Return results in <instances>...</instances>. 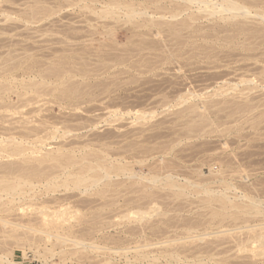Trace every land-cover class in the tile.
<instances>
[{"label": "rangeland", "instance_id": "374dc122", "mask_svg": "<svg viewBox=\"0 0 264 264\" xmlns=\"http://www.w3.org/2000/svg\"><path fill=\"white\" fill-rule=\"evenodd\" d=\"M91 1L0 0V104L9 109L0 105V136L11 141L17 129L41 134L50 126L44 135L56 129V137L46 151L64 146V158L86 152L130 170L88 193L66 190L62 179L52 187L37 182L31 194L83 204L51 225L37 222L45 213L38 199L0 209V218L14 221L0 222V264H197L209 257L264 264L263 236L262 248L255 243L264 233V19L226 20L197 7L176 17L107 16L102 2L110 0ZM10 160L0 157V165ZM173 178L179 187L167 184ZM27 216L35 220L28 229L15 225ZM36 229L81 232L86 242L54 237L50 244ZM75 248L83 251L64 254ZM172 250L182 259L169 257Z\"/></svg>", "mask_w": 264, "mask_h": 264}, {"label": "bare ground", "instance_id": "6f19581e", "mask_svg": "<svg viewBox=\"0 0 264 264\" xmlns=\"http://www.w3.org/2000/svg\"><path fill=\"white\" fill-rule=\"evenodd\" d=\"M82 1V0H81ZM85 1V0H84ZM91 1V0H90ZM94 1H96V3H99L101 0H94ZM93 1V2H94ZM99 1V2H98ZM148 1H149V3L150 4H148ZM163 1H165V0H110V1H106V2H102V5L103 6H105L106 4H107V6H106V8L105 9H103V8H101V9H103V11L105 12L104 14H106L107 16L108 15H113L114 16V14L115 15H119L120 13L122 14V13H124L125 15H127V16H132V18H139V17H142V16H153V15H155V14H160V17H162L163 18V16H165L166 14H167V12L168 13H170L171 15L170 16H173V17H176L177 15H179L178 14V12H181V10H185V11H188L189 9V11H191V9H194V7L196 8L197 7V9H202L203 11L205 10V11H209V13H208V15H210V17L213 15H215V14H218L219 13V15L221 14V16L224 18V19H230L231 20V18H235V17H237V16H241V18H242V16H245V17H247V16H251L252 14H257L258 16H260L261 17V19L263 18L264 19V11L263 12H260L261 10H264V8L262 7L263 5H262V1H259V0H255V1H249V0H180V3H179V0H175V2L173 1L172 3H170L171 2V0H169L168 2H164V3H162L161 4V2H163ZM176 1H178V2H176ZM89 2V1H88ZM92 2V1H91ZM147 2V3H146ZM103 3H105V5L103 4ZM174 3V4H173ZM175 3L177 4V5H175ZM92 5V4H91ZM101 5V6H102ZM86 6L89 8H92L89 4L87 5L86 4ZM93 6V5H92ZM96 6V5H95ZM89 8V9H90ZM96 8V7H95ZM259 8H261V9H259ZM263 8V9H262ZM93 10H94V12H101V11H98V10H96V9H94V8H92ZM97 9H98V7H97ZM181 9V10H180ZM196 9V10H197ZM259 9V10H258ZM100 10V9H99ZM177 10H179L178 12H177ZM102 11V12H103ZM193 11V10H192ZM199 12H200V10H198ZM204 11V13H206ZM162 13V14H161ZM98 14H101L102 15V13H98ZM193 14V13H192ZM192 14H189L190 16H192ZM202 14V13H201ZM194 15H195V13H194ZM198 15L200 16V14H197V16L196 17H198ZM218 15V16H219ZM105 16V15H104ZM205 16H207L206 14H205ZM195 17V16H194ZM221 18V17H220ZM223 18H221V19H223ZM249 18V17H248ZM251 18V17H250ZM195 19V18H194ZM198 19V18H197ZM255 19V18H254ZM257 19H258V17H257ZM235 20V19H234ZM248 20V19H247ZM241 21V20H240ZM244 21V20H243ZM259 22V21H258ZM262 23V22H261ZM263 25V24H262ZM245 29V28H244ZM246 29H248V28H246ZM243 30V29H242ZM0 88H1V86H0ZM1 90H3V88L2 89H0V91ZM17 92V94H18V91H16ZM1 95V94H0ZM24 95V94H23ZM22 95V96H23ZM22 96H20V97H22ZM1 98H3L2 97V95L0 96ZM7 97V96H6ZM20 99V98H19ZM5 100V99H4ZM3 101V100H2ZM21 101V100H20ZM18 102H19V100H18ZM22 102V101H21ZM27 102H29V101H26V103ZM2 103V102H1ZM4 103V102H3ZM20 104H22V103H20ZM1 106H2V104H0ZM12 105V104H11ZM10 105V106H11ZM31 105V104H30ZM1 106H0V110H2L1 109ZM5 106V105H4ZM7 106V105H6ZM9 106V108H11ZM17 106V105H16ZM22 106V105H21ZM20 106V107H21ZM24 106V105H23ZM26 106V105H25ZM3 107V106H2ZM19 107V106H18ZM4 108L5 107H3V110H4ZM16 109V108H15ZM5 110H9V109H5ZM4 110V111H5ZM18 111V110H17ZM1 112V111H0ZM14 112V111H13ZM12 112V113H13ZM32 112V111H31ZM34 112H36V111H34ZM16 113H18V112H16ZM14 114H15V112H14ZM13 115V114H12ZM8 117V116H7ZM31 118V117H30ZM0 119H2V118H0ZM4 120V119H3ZM20 121V120H19ZM16 122V123H20V122ZM33 121V120H32ZM52 122V121H51ZM9 123V122H8ZM14 124V122H11V124ZM27 124H28V122H26ZM30 123H31V121H30ZM49 123V122H48ZM54 123V122H53ZM53 123H51L52 125H54ZM10 124V125H11ZM57 123H55V125H56ZM59 124V123H58ZM2 125V124H1ZM23 126H25L24 124H22ZM30 125V124H29ZM12 126V125H11ZM15 126V125H14ZM17 126V125H16ZM20 127H21V125H19ZM19 126H18V128H19ZM47 126H49V125H47ZM57 126V125H56ZM8 127V126H7ZM50 127V126H49ZM48 127V128H49ZM4 128V127H3ZM9 128H11V127H9ZM9 128L7 129V128H5V133H6V131L7 130H9ZM48 128H42L41 130H43L42 132H41V134L40 133H36V134H32V133H28V129H29V126H28V129L26 130V129H24V131L25 132H19L18 131V129L16 130V133H15V131H13L14 133H11L12 131H10V133H11V141H7V136L6 135H4L5 133H2V135H4V136H6V137H4L3 139H2V136H0V157H2V159H3V157H6V158H8V161L10 160V159H12L13 161L15 160V162H13V161H11V162H9V164L7 163V165H4V163L2 164L1 163V165H0V209L2 210H4V211H6V210H9V211H11V210H13L14 208H18L19 210L21 209H23L22 208V206L23 205H25L24 203L27 201V200H33V199H38L37 201L39 202V200H41V202L38 204L39 205V207L40 208H42L44 211H45V213H44V215H42L43 214V212H42V214H41V217L43 216V218H41L40 219V217H39V220L37 219V222H39V221H41L42 222V219L46 222V223H48L49 222V224L50 223H52V221L54 222L56 219L58 220V223H60L59 222V220L61 219L63 222H64V220H63V218H61V216L63 217V215H64V213L65 212H63V211H65L64 209L66 208L67 210H69V209H71V211H67V212H72L73 210L75 211V212H78L79 211V207H80V205L81 204H83V200H81V201H79V200H77V201H74V200H71L70 198H63V199H58V197L57 198H54V196H52L53 198H50L51 196H49L48 198H45V196H44V198H42L41 196L39 197V194L37 195L36 194V192L33 194H31V192H32V190H34L35 189V187H36V184H37V182H40V183H42V184H45V185H50V184H52L50 187H52L54 184L56 185V183H57V181L59 180V179H62V181L60 180V182H62V183H59V181H58V183L59 184H61V186H66L65 187V189L67 188V189H71V188H80V189H82V191L83 192H87V191H89V190H91V189H93V188H95V187H97V186H100V185H103V186H111V185H115V182H113V184H112V179L114 178V177H116V176H119L120 174H128L127 172V170L129 169V168H127L126 166H124V165H122L120 162L119 163H115V161L113 162L112 161V159L111 160H109L108 158H106V160L105 159H103L102 158V156L100 157V156H98L97 154H91L90 155V153H87V154H89V155H87V154H85L84 152H83V155L82 156H80V157H73L72 155L71 156H69V158H64V155L67 153V148L65 149V147L64 146H58L59 148L58 149H55L57 152L59 151V152H63V153H60L59 154V152H58V154H57V152H55V151H53V149L51 150V151H46L45 149L47 148V146L48 145H50V139L52 138L53 140H54V138L56 137L54 134L56 133V129L55 128H57V127H55L54 129L55 130H53L52 128V130L55 132L54 134H53V132H51V134H46V135H44L45 134V132H44V130H47ZM7 129V130H6ZM21 129V128H20ZM23 129V128H22ZM35 129V128H34ZM50 129V128H49ZM49 129L47 130V133H49L48 131H49ZM58 129V128H57ZM61 129V128H60ZM0 130H1V127H0ZM4 130V129H3ZM17 131H18V133H17ZM23 131V130H22ZM29 131H30V129H29ZM58 131V130H57ZM27 132V133H26ZM32 132V131H31ZM1 133V132H0ZM62 133H64V132H62ZM62 133H61V135H62ZM13 134V135H12ZM53 134V136L51 137L50 135H52ZM66 134V133H65ZM64 134V135H65ZM55 136V137H54ZM63 136V135H62ZM8 137H9V134H8ZM54 137V138H53ZM64 137V136H63ZM9 140V139H8ZM53 140H51V141H53ZM64 142V141H63ZM82 142V141H81ZM71 143V142H70ZM78 143V142H77ZM87 143V142H86ZM85 143V144H86ZM64 144V143H63ZM62 144V145H63ZM75 144V143H74ZM70 145H72V143L70 144ZM84 145V144H83ZM73 146V145H72ZM76 147V146H75ZM79 147V146H78ZM79 148H81V147H79ZM75 149V148H74ZM77 150V149H76ZM85 151V150H84ZM82 153V152H81ZM43 156L44 158H46L45 160H44V158L43 157H41V158H43L42 160L41 159H39L40 158V156ZM81 155V154H80ZM63 156V157H62ZM73 157V158H72ZM19 160H21V161H23L24 163H22L21 161L20 162H18ZM41 160V162H39V161ZM116 160V159H115ZM34 161L36 162V161H38V164L36 165V166H34V169L33 168H31L30 166H29V168H31V170L30 169H28V170H26V168H28L27 167V165H29V163H34ZM17 162V163H16ZM50 163V165H45V163ZM116 162H118V161H116ZM18 163H21V164H18ZM37 163V162H36ZM48 163V164H49ZM35 164V163H34ZM33 164V165H34ZM33 167V166H32ZM130 170V169H129ZM212 172V171H211ZM155 178V177H154ZM151 179V178H150ZM153 179V178H152ZM155 180V179H154ZM57 183V185H59ZM63 184V185H62ZM167 184L168 185H170V186H173V187H179V183L178 182H176L175 180H174V178L173 179H168L167 180ZM56 185V186H57ZM53 189V188H52ZM66 189V190H67ZM48 192H51V190H50V188H49V190H47ZM45 193H47V192H45ZM53 192H51L50 194H52ZM88 193V192H87ZM43 194V193H42ZM49 195V194H48ZM6 198L7 197V199H8V197H9V199H8V201H3V202H1L2 201V198ZM4 198H3V200H4ZM35 200V201H36ZM222 200V199H221ZM229 200V199H228ZM25 201V202H24ZM225 200H223V202H224ZM16 202H23V205H22V203H18V204H16ZM37 202V203H38ZM258 202V201H257ZM257 202H256V204H257ZM34 203V202H33ZM32 203V205L34 206L35 204H33ZM116 202H114L113 204H115ZM224 203H226V202H224ZM14 204V205H13ZM111 204V203H110ZM109 204V205H110ZM117 204V203H116ZM115 204V205H116ZM253 205H255V204H253ZM257 205H259V204H257ZM14 206H16V207H14ZM26 206V205H25ZM29 206H31V205H29ZM36 206H37V204H36ZM55 206H57V207H59V209L60 208H62V207H64L63 208V210H62V212H58L59 210H57V207L55 208L56 210H51L52 209V207L54 208ZM240 207V206H239ZM259 208V206H256L255 205V208ZM34 208V207H33ZM37 208H38V206H37ZM225 208H226V206H225ZM234 208V207H233ZM238 208V207H237ZM242 208V207H241ZM240 208V209H241ZM248 208V207H247ZM73 209V210H72ZM246 209V208H245ZM252 209H254V207H252L251 206V208H249V210H252ZM35 210H37V209H35ZM49 210H51V211H49ZM42 211V210H41ZM40 211V212H41ZM55 211H56V213H55ZM61 211V210H60ZM73 211V212H74ZM243 211V210H242ZM245 211V210H244ZM1 212H3V211H1ZM14 212V211H13ZM19 212V211H18ZM58 212V213H57ZM239 212V211H238ZM7 213V212H6ZM57 214V215H55V214ZM26 214V213H25ZM66 214V213H65ZM28 215V214H27ZM15 216V215H14ZM19 216V215H18ZM25 216V215H24ZM31 216H33V215H31ZM34 216H35V214H34ZM33 216V217H34ZM67 216V215H66ZM3 217H5V216H3ZM0 218V222H3L4 223V225L6 224H9V223H12V224H14L13 222H12V220L11 221H9L8 219H5V218ZM8 217H9V215H8ZM12 217V216H11ZM23 217V216H22ZM65 217V216H64ZM10 219V218H9ZM15 219V218H14ZM23 219V221H24V218H22ZM27 219H28V216H27ZM31 219V218H30ZM55 219V220H54ZM19 220H21L20 218H19ZM19 220H16L17 221V223H15V225L17 224V225H19V226H23V227H26V229H28L27 227L29 226V225H33L32 223H34V218H33V220L34 221H32V220H30V221H32V222H29V219H28V221H26V222H28V223H25V221H24V223H19L18 221ZM60 220V221H61ZM66 221H68L67 219H65ZM15 221V222H16ZM22 221V222H23ZM44 221H43V223H44ZM62 221H61V223H62ZM40 222V223H41ZM36 223V222H35ZM45 223V224H46ZM56 223H57V221H56ZM70 223V222H69ZM48 224V225H49ZM54 224V223H53ZM64 224V223H63ZM63 224L61 225V227L63 226ZM1 225V224H0ZM3 225V224H2ZM37 225V224H36ZM51 225V224H50ZM12 226V225H11ZM58 226H60V225H58ZM18 227V226H17ZM66 227H67V225H66ZM4 228H6V227H4ZM7 228H9V227H7ZM16 228V227H15ZM34 228H36V227H34L33 226V229ZM71 228H72V225H71ZM10 229H11V227H10ZM25 229V230H26ZM29 229H31L30 227H29ZM6 230V229H5ZM4 230V231H5ZM16 230V229H15ZM21 230V229H20ZM25 230H24V232H25ZM37 230H39V232H43V234H45L46 236H47V238H49L48 240L50 241V244H51V238H56V241H57V239H61L62 241H65V242H67V241H70V242H73L75 245H80V244H84V242H86V241H84V239H83V235H82V233L80 234L79 232V234L77 233H75V235L73 234V235H64V233L62 234L61 232H59L58 234H52V233H50L49 231H44V230H41V229H36L35 230V232L37 231ZM41 230V231H40ZM264 230V229H263ZM22 232H23V230H21ZM28 231V230H27ZM30 231V230H29ZM34 231V230H33ZM33 231H30V232H33ZM5 232H7V231H5ZM18 232V231H17ZM11 233H13L12 231H11ZM260 233V232H259ZM69 234V233H68ZM85 234V233H84ZM264 234V233H263ZM259 235L260 236V241H258L257 240V242H255L256 243V245H258L259 243L258 242H261V240L263 241V239L261 238V236H263V238H264V235ZM12 235V234H11ZM14 235H15V233H14ZM40 235H41V233H40ZM19 236V235H18ZM20 237H21V235H20ZM29 237V236H28ZM15 238H17V237H15ZM258 238V237H257ZM26 239V238H25ZM31 239V238H30ZM249 239V238H248ZM21 240V239H20ZM19 240V241H20ZM24 240V239H23ZM47 240V239H46ZM243 240V239H242ZM250 240V239H249ZM248 240V241H249ZM18 241V242H19ZM61 241V242H62ZM90 241V240H89ZM237 241V240H236ZM254 241V240H253ZM25 242H27V244H28V241H26L25 240ZM30 242V241H29ZM233 242H234V240H233ZM239 242V241H238ZM238 242H236V243H238ZM246 241H244V243H245ZM31 243V242H30ZM54 243V242H53ZM220 243V242H219ZM229 242H227V244H228ZM240 243L241 242H239V244H237V245H239L238 247H240ZM247 243V242H246ZM258 243V244H257ZM26 244V245H27ZM32 245H33V243H31ZM96 244V243H95ZM95 244H93V245H95ZM247 244H249V243H247ZM247 244H245V246L247 245ZM262 245H258L257 247H264V241L261 243ZM30 245V244H29ZM31 245V246H32ZM201 245H203V244H201ZM232 245V244H231ZM233 245H236V244H233ZM30 246V247H31ZM37 246V245H36ZM34 247L33 248V246H32V249H35V250H33V251H35V252H32V253H34V257L35 258H39V253L40 252H38V250L36 251V248L37 247ZM88 247H91L92 249H94L95 248V246H94V248L90 245H87ZM98 246H99V244H98ZM198 246V245H197ZM224 246H226V245H224ZM230 246V245H229ZM244 246V245H243ZM242 247V249H243V251H244V248H246V247ZM252 246V245H251ZM87 247V248H88ZM194 247V246H193ZM203 247H204V250L203 251H205V250H207V249H205V246L203 245ZM216 247V246H215ZM261 247V248H262ZM22 248H23V250L24 251H26V249H25V247L22 245ZM50 248V247H49ZM185 248H187V247H185ZM190 248V247H189ZM188 248V249H189ZM202 248V247H201ZM207 248V247H206ZM211 248V247H210ZM210 248H209V250H210ZM224 248V247H223ZM234 248V247H233ZM38 249V248H37ZM48 249V248H47ZM89 249V248H88ZM98 249V248H97ZM96 249V250H97ZM103 249V248H102ZM170 249V248H169ZM176 249H177V247H176ZM175 249V250H176ZM184 249V248H183ZM195 249V251L198 249V250H200V248H193L192 250H194ZM212 249H214V248H212ZM247 249V248H246ZM250 249V248H249ZM259 249V248H258ZM264 248H262L261 250L264 252V250H263ZM175 250H172V252H171V255L169 256V257H171L172 259H175V260H180V259H182L181 258V255H180V250H179V252H175ZM178 250H176V251H178ZM187 250V249H186ZM209 250H207V251H209ZM219 250V249H218ZM217 250V251H218ZM257 250V249H256ZM255 250V251H256ZM261 250L259 251V252H261ZM64 251V254H78V253H80V252H82L83 250H79V249H76L75 248V250L74 249H72V251H68V250H63ZM63 251H61V252H63ZM169 251V250H168ZM184 251V250H183ZM188 251V250H187ZM211 251V250H210ZM209 251V252H210ZM225 251H226V249H225ZM247 251V250H246ZM251 251V250H250ZM258 251V250H257ZM256 251V252H257ZM167 252V251H166ZM196 252H198V251H196ZM253 252H254V250H253ZM198 253H202L201 251H199ZM204 253H206V252H203V254ZM41 254V253H40ZM196 254V253H195ZM214 254H216V253H214ZM25 255H27V252H25ZM188 255V254H187ZM186 255V256H187ZM212 255V254H211ZM164 256H166V255H164ZM210 256V255H209ZM253 256H255V255H253ZM261 256V255H260ZM153 257V256H152ZM149 257V258H151V260H159V258L158 257H156V255H155V257ZM167 257V256H166ZM168 257V258H169ZM199 257V255L197 254V256H195L194 258H198ZM208 257V256H207ZM259 257V256H258ZM146 258H147V256H146ZM188 258V257H187ZM216 258V257H215ZM138 259H139V257H138ZM226 259V258H225ZM198 260V259H197ZM196 260V261H197ZM223 260V259H222ZM254 261V260H253ZM212 262H213V264L214 263H218L217 261H213V258H208V259H204V258H201V259H199L196 263L197 264H212ZM234 262V261H233ZM237 262V261H236ZM241 262V261H240ZM249 262V261H248ZM255 262V261H254ZM8 263L9 264H24V263H22V262H18V261H16L15 259H13V258H10V259H8ZM112 263V262H111ZM147 263H149V262H147ZM154 263V262H153ZM230 263H232V262H230ZM235 263V262H234ZM243 263H245V262H243ZM247 263V262H246ZM245 263V264H246ZM107 264V263H106ZM152 264V263H151ZM242 264V263H241Z\"/></svg>", "mask_w": 264, "mask_h": 264}]
</instances>
